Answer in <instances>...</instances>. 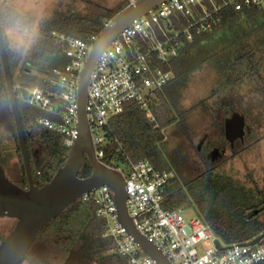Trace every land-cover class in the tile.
I'll use <instances>...</instances> for the list:
<instances>
[{"label":"trees","instance_id":"16d2710c","mask_svg":"<svg viewBox=\"0 0 264 264\" xmlns=\"http://www.w3.org/2000/svg\"><path fill=\"white\" fill-rule=\"evenodd\" d=\"M176 14L181 16L176 26H182V15ZM0 18L33 178L42 186L64 165L70 148L65 144L64 134L36 124L39 116L48 113L28 104L23 96L35 86L56 89L50 81L52 70L69 60L54 32L88 38L105 29L104 17L90 18L71 12L48 19L40 24L38 40L22 63L9 48L1 10ZM156 66L172 68L171 79L149 94V109L142 108L136 100L126 102L124 112L112 120V126L132 160L147 158L158 169L176 170L166 155V131L177 119V113L183 117L188 110L183 99L194 79L202 77L208 88L206 94L209 96L200 100V108L213 107L240 94L244 103L253 105L256 113L264 109V9L252 6L238 12L226 7L222 22L213 31L196 34L194 39L185 42L179 55L169 64L157 61ZM0 128L14 136L23 181L28 184L1 52ZM37 149L44 152L40 159L36 156ZM114 151L115 145H111L106 162ZM92 170L85 156L79 175L87 177ZM226 183L230 181L222 183L214 170L189 181L177 176L167 189L163 205L168 209L194 206L197 215L226 247L234 242L252 240L264 231L263 213L250 211L252 201L247 190ZM96 209L94 198H81L72 208L48 222L28 251L32 264H130L127 257L110 252L115 242L104 236V220L97 215ZM258 264H264V260Z\"/></svg>","mask_w":264,"mask_h":264},{"label":"built area","instance_id":"2783aa9c","mask_svg":"<svg viewBox=\"0 0 264 264\" xmlns=\"http://www.w3.org/2000/svg\"><path fill=\"white\" fill-rule=\"evenodd\" d=\"M228 6L238 12L252 6L264 9V0H168L135 19L106 47L88 86L86 111L96 157L124 174L127 207L136 228L173 264H258L264 260V238L255 244L253 238L226 247L200 216L187 219L182 214L183 207L165 208L166 192L176 178L175 170L158 169L147 158L132 160L116 135L112 120L124 112L129 100L149 109V94L162 88L173 75L172 68L156 66V62L169 64L187 40L213 31L222 22L223 11ZM177 12L184 21L179 27L176 23L181 16ZM112 22H104L105 28ZM101 33L83 38L54 32L69 60L52 70L50 81L56 89L35 86L23 96L28 104L48 113L39 116L36 124L64 134L69 148L79 134L81 74ZM151 120H155L154 115ZM111 145H115V151L106 162ZM82 198L96 201L97 215L104 220V236L115 242L110 252L127 257L130 264H158L120 221L115 194L109 185L95 187ZM217 239L224 248L218 246Z\"/></svg>","mask_w":264,"mask_h":264},{"label":"water","instance_id":"95a60500","mask_svg":"<svg viewBox=\"0 0 264 264\" xmlns=\"http://www.w3.org/2000/svg\"><path fill=\"white\" fill-rule=\"evenodd\" d=\"M168 0H137L106 27L95 42L81 74L78 91L79 134L69 151L68 158L53 178L42 186L34 182L25 131L15 93L13 75L8 59L7 48L0 18V52L9 87L11 104L15 116L18 139L29 180L28 187H21L5 173L0 163V217L16 219L14 228L1 235L0 264H23L31 260L28 251L44 226L52 219L72 208L84 193L103 184L109 185L115 194L119 219L135 240L153 257L158 264L173 262L154 243L150 242L135 226L127 207L128 193L124 174L96 157L86 103L88 86L95 64L106 47L135 19L146 15L153 8ZM244 118L235 114L227 120L226 132L230 140L243 134ZM85 156L92 165V173L87 177L79 175ZM264 238V232L252 240V244ZM219 247L224 248L219 239Z\"/></svg>","mask_w":264,"mask_h":264},{"label":"flooded vegetation","instance_id":"af4514ba","mask_svg":"<svg viewBox=\"0 0 264 264\" xmlns=\"http://www.w3.org/2000/svg\"><path fill=\"white\" fill-rule=\"evenodd\" d=\"M240 96L234 94L230 101H221L213 107L197 108V114L193 118L190 115V106H187L188 110L183 117L177 113L178 117L170 125V129L178 131L176 133L180 137L181 146L178 144L177 148L181 149L174 152L168 145L167 136L166 155L176 167V177L179 176L184 181L205 176L209 171L214 170L222 183L228 180L230 183H226L227 185L237 189L244 188L251 197L250 211L261 212L264 218V109L256 113L253 105L244 103ZM235 114L244 118L243 134L230 140L226 132V123ZM194 136L199 137L198 142H194ZM189 147H195L198 154V159L192 164L186 162L189 158L187 157ZM181 162L185 163L183 174L180 170ZM196 163L201 167L198 174L192 175L194 170L192 167ZM3 167L6 175L13 182L21 187L29 186V182L25 184L23 181V171L20 180H16L10 175L7 166L3 165ZM5 217L7 216L0 218ZM15 224L16 219L11 225L0 223V234L7 235ZM25 262L32 264L31 260Z\"/></svg>","mask_w":264,"mask_h":264},{"label":"rangeland","instance_id":"374dc122","mask_svg":"<svg viewBox=\"0 0 264 264\" xmlns=\"http://www.w3.org/2000/svg\"><path fill=\"white\" fill-rule=\"evenodd\" d=\"M136 1L137 0H0V10L3 14V23L9 48L15 54V57L19 59L20 63H22L29 49L32 48L38 40L40 24L48 19L58 15L63 16L71 12H77L90 18L102 16L104 17V22H109L116 18L123 7L127 5L130 6ZM204 82L205 80L202 77L194 79L189 88V92L186 94V98L183 99L184 104L191 108L190 115L192 118L196 116V111H198L197 108H200V100L209 96V94H206L207 84L205 85ZM176 132L178 131L171 130L170 128L166 131L168 145L174 152H178V150L181 149L177 148L178 144L181 146V143H179L181 140ZM198 140L199 137L196 136L194 142H198ZM43 153L42 149H37V158L40 159L44 155ZM187 157H189L188 160L186 161V159H184V161L191 162V164L194 160L198 159L195 147H189ZM181 160L183 161L182 158ZM0 162L7 166L10 175L14 179L20 180L22 175V163L18 155L16 141L12 133L3 128H0ZM200 167V164H193L192 168H194V170H192V175L198 174ZM180 170L182 174L185 172L184 162H181ZM197 213L194 206H183L182 214L187 219H191L196 216ZM3 222L6 225H11L15 223V219L8 217L0 218V223ZM24 264L29 263L24 262Z\"/></svg>","mask_w":264,"mask_h":264}]
</instances>
